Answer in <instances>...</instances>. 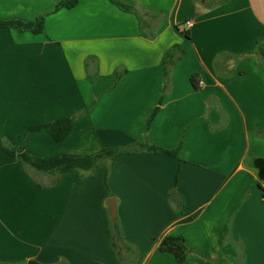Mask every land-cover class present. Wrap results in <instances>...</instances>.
I'll return each instance as SVG.
<instances>
[{
    "label": "crops",
    "instance_id": "obj_1",
    "mask_svg": "<svg viewBox=\"0 0 264 264\" xmlns=\"http://www.w3.org/2000/svg\"><path fill=\"white\" fill-rule=\"evenodd\" d=\"M62 1L0 0V142L38 158L131 151L75 181L0 149V264H179L166 236L183 238V264H264V0ZM70 115L61 141L27 132Z\"/></svg>",
    "mask_w": 264,
    "mask_h": 264
},
{
    "label": "trees",
    "instance_id": "obj_2",
    "mask_svg": "<svg viewBox=\"0 0 264 264\" xmlns=\"http://www.w3.org/2000/svg\"><path fill=\"white\" fill-rule=\"evenodd\" d=\"M117 6H119L121 9L125 11H131L132 8L129 6L121 5L120 3L112 0ZM77 3V0H63L60 2L56 9L59 7H66L70 8L74 6ZM137 15L139 21H141V16L135 12ZM43 27V15L38 16L35 19L34 27L32 28V31L34 32H41ZM186 37H188V33H186ZM258 53L260 55V58L264 64V52L263 50H258ZM167 58H169V53L166 54ZM169 60L167 61V64H169ZM172 63V62H171ZM120 75L116 74L114 77L113 85L117 83L119 80ZM168 78V69L165 71V79ZM191 81H194V76L191 77ZM157 111V108L153 110L151 114H149L146 118L145 128H148V124L153 118ZM75 115L65 116L61 117L59 119L49 121L45 124L41 125H35L30 126L27 129V132L45 129L51 137L55 141H61L63 140L67 134L70 131L71 128V121ZM139 146L142 150V152H154V153H162L165 154L171 158L176 157L177 148L174 150H167L164 148L157 147L151 143L146 144H139L137 140L133 141V144ZM0 149H2L4 152H6L9 155H17L20 157L23 164L30 166L31 168H34L38 171L42 172H48L54 175H61L67 171H73L76 174L75 181H79L81 177L78 175V171H89L91 170L99 160L104 158L109 159H115L118 153L122 151H131L130 146H114L110 148H102L98 152H95L93 154H58L55 156H52L50 158H38L29 155L27 152L24 151L23 148L19 149L16 152H13L9 146L4 145L2 142H0ZM262 194L264 195V190L262 189ZM180 198L178 194H176L174 189H171L168 193V199L172 202L175 201V198ZM178 204V209L181 210L180 207V201ZM111 245L116 250L117 248V241L122 240V235L120 228L116 221H113L112 229H111ZM159 251L164 253L171 254L177 263L183 264L185 261V258L187 254L189 253V249L185 246L184 240L181 236H166L164 237L159 244Z\"/></svg>",
    "mask_w": 264,
    "mask_h": 264
},
{
    "label": "water",
    "instance_id": "obj_3",
    "mask_svg": "<svg viewBox=\"0 0 264 264\" xmlns=\"http://www.w3.org/2000/svg\"><path fill=\"white\" fill-rule=\"evenodd\" d=\"M253 166L257 170V176L264 182V159L256 158L253 160ZM108 209L111 218H115V206L114 200L110 199L108 202ZM28 264H37L36 262L30 261Z\"/></svg>",
    "mask_w": 264,
    "mask_h": 264
},
{
    "label": "built area",
    "instance_id": "obj_4",
    "mask_svg": "<svg viewBox=\"0 0 264 264\" xmlns=\"http://www.w3.org/2000/svg\"><path fill=\"white\" fill-rule=\"evenodd\" d=\"M191 26H192V22L189 20L183 23L184 30H188L189 28H191Z\"/></svg>",
    "mask_w": 264,
    "mask_h": 264
}]
</instances>
